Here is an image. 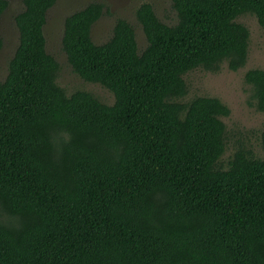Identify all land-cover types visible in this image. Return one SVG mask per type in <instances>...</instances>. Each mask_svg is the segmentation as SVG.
Returning <instances> with one entry per match:
<instances>
[{"label": "trees", "instance_id": "obj_1", "mask_svg": "<svg viewBox=\"0 0 264 264\" xmlns=\"http://www.w3.org/2000/svg\"><path fill=\"white\" fill-rule=\"evenodd\" d=\"M22 2L0 81V264H264V129L262 156L239 144L224 164L229 106L185 99L188 72L246 65L251 33L237 19L252 14L264 32V0H171L174 23L143 2V50L121 17L93 40L103 2L67 15L73 72L112 104L58 83L45 33L57 0ZM244 78L264 112V68Z\"/></svg>", "mask_w": 264, "mask_h": 264}, {"label": "rangeland", "instance_id": "obj_2", "mask_svg": "<svg viewBox=\"0 0 264 264\" xmlns=\"http://www.w3.org/2000/svg\"><path fill=\"white\" fill-rule=\"evenodd\" d=\"M92 1L105 3L110 11L94 24L93 40L96 43L106 41L112 33L116 19L121 17L134 25L140 50L146 47L147 39L136 17L138 6L143 2L151 3L159 18L167 23L176 21V11L172 7L171 0H57L50 9L45 33L48 52L61 64L58 83L68 93L77 89L87 90L104 102L112 104L115 100L114 94L101 84L85 81L76 75L62 48L66 16ZM22 9V0H9L8 8L0 17V36L3 39L0 50V81L6 78L9 61L19 44V30L15 16ZM237 20L248 26L251 33L246 65L235 71L224 62L217 72L198 68L185 75L189 88L186 100L197 95L215 96L230 108V115L222 117L228 131L227 150L222 157L224 164L239 144L251 148L259 156L263 154L261 133L264 129V112L257 109L255 99L252 97V87L245 82L244 77L245 72L250 68H264V32L256 16L252 14H243Z\"/></svg>", "mask_w": 264, "mask_h": 264}]
</instances>
